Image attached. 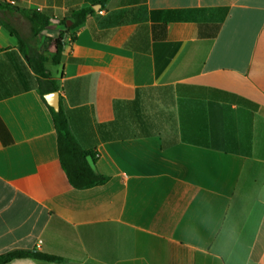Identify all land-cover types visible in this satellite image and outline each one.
Here are the masks:
<instances>
[{
  "label": "crops",
  "instance_id": "1",
  "mask_svg": "<svg viewBox=\"0 0 264 264\" xmlns=\"http://www.w3.org/2000/svg\"><path fill=\"white\" fill-rule=\"evenodd\" d=\"M15 7L42 45L94 10L50 75L104 185L69 184ZM0 122V254L63 259L7 264H264V0H0Z\"/></svg>",
  "mask_w": 264,
  "mask_h": 264
},
{
  "label": "trees",
  "instance_id": "2",
  "mask_svg": "<svg viewBox=\"0 0 264 264\" xmlns=\"http://www.w3.org/2000/svg\"><path fill=\"white\" fill-rule=\"evenodd\" d=\"M95 4H101V2L97 1ZM3 6H8V4L3 3ZM14 10L29 22L31 37L33 39H37L38 36L51 24V15L47 10H23L18 7H15ZM93 13L94 10L92 7L76 9L69 14L68 18L59 21L62 30L58 33L56 38H49V41L53 46V51L48 54L45 51H39L37 48L29 47L27 41L19 35L17 29L11 23L2 21L3 27L16 39L18 43V51L23 56L27 69L32 72L31 77L34 79V90L46 105L56 132V148L60 166L64 171L69 184L77 190H85L104 185L108 179L96 172V170H92L88 165L86 156L90 155L94 161V154L91 151L82 149L70 133L68 120L62 109L60 100L58 111L53 110V108L48 106L45 102L44 95L58 91L59 81L58 78L50 75L45 65L47 63L52 65L60 64V57L64 51V47L69 41L73 40L71 31L81 26ZM67 20L70 21V24H67ZM9 95H11V92L9 91L2 92V96ZM0 125H2L1 122ZM16 259H34L50 263L63 261L60 257L37 250H13L0 254V264H7Z\"/></svg>",
  "mask_w": 264,
  "mask_h": 264
},
{
  "label": "rangeland",
  "instance_id": "3",
  "mask_svg": "<svg viewBox=\"0 0 264 264\" xmlns=\"http://www.w3.org/2000/svg\"><path fill=\"white\" fill-rule=\"evenodd\" d=\"M23 36L29 45L39 50H42L43 52L45 51L47 54L50 53V49H53V46L49 40H44V44H41V41L44 39L42 36L37 39H33L31 37V33L29 32L28 25H25L23 27ZM46 66L49 73H52L54 70V65L47 63Z\"/></svg>",
  "mask_w": 264,
  "mask_h": 264
},
{
  "label": "water",
  "instance_id": "4",
  "mask_svg": "<svg viewBox=\"0 0 264 264\" xmlns=\"http://www.w3.org/2000/svg\"><path fill=\"white\" fill-rule=\"evenodd\" d=\"M96 9V8H95ZM67 24H70V21H67ZM44 100L48 106L53 108V110L58 111L59 109V94L57 91L51 92L44 95ZM86 161L92 170H95V164L90 155L86 156Z\"/></svg>",
  "mask_w": 264,
  "mask_h": 264
},
{
  "label": "built area",
  "instance_id": "5",
  "mask_svg": "<svg viewBox=\"0 0 264 264\" xmlns=\"http://www.w3.org/2000/svg\"><path fill=\"white\" fill-rule=\"evenodd\" d=\"M11 5H13V2H10Z\"/></svg>",
  "mask_w": 264,
  "mask_h": 264
}]
</instances>
